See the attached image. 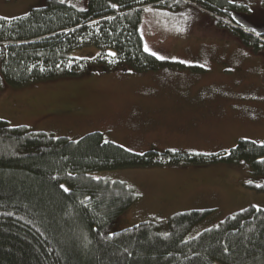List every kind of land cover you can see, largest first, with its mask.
Wrapping results in <instances>:
<instances>
[{
  "label": "trees",
  "instance_id": "1",
  "mask_svg": "<svg viewBox=\"0 0 264 264\" xmlns=\"http://www.w3.org/2000/svg\"><path fill=\"white\" fill-rule=\"evenodd\" d=\"M187 6L264 56V34L240 27L228 0H89L83 11L46 0L25 17L0 19V89L79 76L87 61L72 53L90 49L114 54L119 63L101 61L104 70L161 68L170 63L144 51L140 16L152 7L175 12ZM261 161L264 142L240 140L221 157L137 155L100 133L73 142L0 121V264H264V211L250 207L188 240L186 233L206 212L175 216L166 235L152 223L110 233L136 197L124 183L92 177L120 168L225 162L264 179Z\"/></svg>",
  "mask_w": 264,
  "mask_h": 264
},
{
  "label": "rangeland",
  "instance_id": "2",
  "mask_svg": "<svg viewBox=\"0 0 264 264\" xmlns=\"http://www.w3.org/2000/svg\"><path fill=\"white\" fill-rule=\"evenodd\" d=\"M45 1L0 0V19L25 17ZM88 1L63 0L79 11ZM228 2L236 5L230 15L240 27L264 34V0ZM139 22L144 51L147 46L146 52L170 64L143 71L126 64L104 70L101 61L119 63L112 52L75 51L74 57L87 61L79 76L3 86L0 121L73 142L100 133L105 142L137 155L172 151L221 157L240 140L264 142L262 54L248 50L213 17L193 7L175 12L148 8ZM186 108L194 115L173 120L185 116ZM92 177L124 183L136 197L110 233L152 223L166 235L175 216L206 212L186 233L188 240L250 207L264 211V179L225 162L120 168ZM249 181L255 188L247 187Z\"/></svg>",
  "mask_w": 264,
  "mask_h": 264
},
{
  "label": "crops",
  "instance_id": "3",
  "mask_svg": "<svg viewBox=\"0 0 264 264\" xmlns=\"http://www.w3.org/2000/svg\"><path fill=\"white\" fill-rule=\"evenodd\" d=\"M186 111H187V114L185 115V116H183V117H180V116H174L173 117V120H177V119H183V118H185V117H187V119L188 118H190L191 116H192V114L194 115V113H190V112H188V110L189 109H185ZM205 123V122H204ZM203 124V122L201 123V125ZM217 135H219V134H217Z\"/></svg>",
  "mask_w": 264,
  "mask_h": 264
},
{
  "label": "snow or ice",
  "instance_id": "4",
  "mask_svg": "<svg viewBox=\"0 0 264 264\" xmlns=\"http://www.w3.org/2000/svg\"><path fill=\"white\" fill-rule=\"evenodd\" d=\"M61 2H63V0H61ZM230 2H232V0H230ZM145 50H146V51H150V50L147 48V46H145ZM151 54L154 55V56H157L158 59H163V57H160V56H159L157 53H155V52H151ZM261 162H264V161H261ZM242 163H243V162H242ZM249 183H251V181H249ZM61 187L63 188V185H62ZM64 191L67 192L68 189H67V188H64Z\"/></svg>",
  "mask_w": 264,
  "mask_h": 264
}]
</instances>
